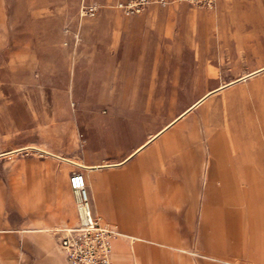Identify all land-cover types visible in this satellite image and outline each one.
<instances>
[{
  "label": "rangeland",
  "instance_id": "1",
  "mask_svg": "<svg viewBox=\"0 0 264 264\" xmlns=\"http://www.w3.org/2000/svg\"><path fill=\"white\" fill-rule=\"evenodd\" d=\"M147 29L167 46H157L150 88L139 90L123 55L137 53L134 40L148 37ZM118 114L122 127H139L140 136L121 155H100L93 143ZM208 119L213 130L228 125L247 154L252 123L264 122V0H216L210 8L184 0H0V264H41L40 251L65 256L62 231L77 221L72 171H122L163 128L182 124L202 140ZM167 161L183 180L179 186L194 175L197 192H204L212 174L206 157ZM232 166L245 186L246 163ZM140 192L147 214L154 195L144 193L142 180ZM183 201L169 206L177 211ZM192 205L193 219L183 213L173 220L193 228L187 243L174 246L134 238L136 231L95 208L114 232V264H150L149 245L178 253L185 264H205L210 258L193 251L201 204ZM120 209L122 222L146 229L139 214Z\"/></svg>",
  "mask_w": 264,
  "mask_h": 264
},
{
  "label": "crops",
  "instance_id": "2",
  "mask_svg": "<svg viewBox=\"0 0 264 264\" xmlns=\"http://www.w3.org/2000/svg\"><path fill=\"white\" fill-rule=\"evenodd\" d=\"M143 30L142 28L137 31L143 32ZM147 31L148 37L139 36L134 40L138 41L137 53L123 55L125 61L129 62L126 72H129L128 68H132L131 81L139 85L137 87L139 90H149L154 78L157 46L159 49H165L167 46L166 43H157L154 36L156 29L154 32L152 29ZM127 80L128 78L125 81ZM119 115L109 122L111 128L103 132L102 140L100 142L95 140L93 143L101 147L100 155H121L127 144L140 136L139 127L135 128L132 124H127L123 128ZM205 123L208 132L202 140L197 138L193 130L189 131L184 125L177 124L170 130L164 128L160 130L159 137L151 146L143 149L131 167H124L122 171L90 170L85 176L89 177L87 183L91 201L93 199V211L101 221L103 218L95 208L104 217L118 220L124 228L136 231L132 235L134 238H151L174 246L187 243L193 229L187 225L178 227L173 221L174 218L184 213L193 219L195 214L191 211L192 204L193 201L198 200L201 204V215L192 235L195 238L193 251L210 258L204 260L205 264H264V122L261 121L262 126L252 123L247 134L246 155L235 144L239 139L229 132L228 125L226 129L213 130L209 128V119ZM257 131L260 132L259 137ZM144 144H139V148ZM202 145L208 148L204 152L200 151ZM201 154L207 158L212 174L204 192L198 193L194 175H187L184 180L185 188L179 186L183 180L178 175L172 174L167 158L175 155L184 164ZM232 163H246L245 186L240 185ZM129 168L135 179L136 190L126 174ZM182 171L187 173L190 170L184 168ZM217 177L221 180L220 185L214 182ZM141 180L147 188V192L144 193L149 196L154 195L147 214L143 199L140 197ZM157 195L164 198L157 199ZM181 197L186 203L185 207L177 211L170 208L169 205L177 202ZM160 206L167 208L160 210ZM124 207L127 211L139 214V217L146 221L145 230H138L130 222H122L120 208ZM39 223L40 229L50 233L54 230V227L46 222ZM123 239L119 238L118 242ZM149 248L152 251L150 264H185L186 258L181 259L176 252L169 251L163 255L154 245H149ZM38 254L41 255V264H69L66 256L54 251H40Z\"/></svg>",
  "mask_w": 264,
  "mask_h": 264
},
{
  "label": "built area",
  "instance_id": "3",
  "mask_svg": "<svg viewBox=\"0 0 264 264\" xmlns=\"http://www.w3.org/2000/svg\"><path fill=\"white\" fill-rule=\"evenodd\" d=\"M145 0H141V3ZM213 7L216 0H184ZM69 182L77 201V221L66 226L60 237V247L69 264H114L112 253L113 230L95 215L88 189L87 177L74 170Z\"/></svg>",
  "mask_w": 264,
  "mask_h": 264
}]
</instances>
